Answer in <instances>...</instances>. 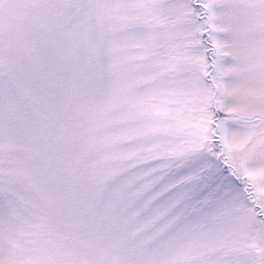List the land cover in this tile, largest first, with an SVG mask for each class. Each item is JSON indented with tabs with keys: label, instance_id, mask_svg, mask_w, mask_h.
Returning <instances> with one entry per match:
<instances>
[{
	"label": "snow or ice",
	"instance_id": "snow-or-ice-1",
	"mask_svg": "<svg viewBox=\"0 0 264 264\" xmlns=\"http://www.w3.org/2000/svg\"><path fill=\"white\" fill-rule=\"evenodd\" d=\"M0 264H264V0H0Z\"/></svg>",
	"mask_w": 264,
	"mask_h": 264
}]
</instances>
